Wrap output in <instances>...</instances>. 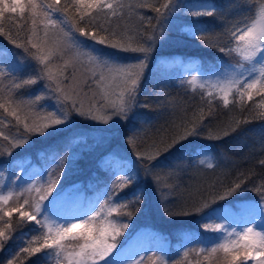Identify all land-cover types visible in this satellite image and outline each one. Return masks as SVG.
Here are the masks:
<instances>
[{"label":"snow or ice","instance_id":"1","mask_svg":"<svg viewBox=\"0 0 264 264\" xmlns=\"http://www.w3.org/2000/svg\"><path fill=\"white\" fill-rule=\"evenodd\" d=\"M219 12L215 0H0V39L6 41L0 46V123L7 121L10 129L0 131V251L17 233L25 241L3 264H28L33 258L44 264H145L146 258L169 264V252L159 243L166 236L131 231L150 194L164 196L167 203V193L179 187L161 188L154 169L162 167L165 153L181 151L191 152V159L170 168L183 173L205 165L214 169L212 156L201 145L190 148V138L200 136L221 107L246 111L254 94L264 99V0L255 18L224 24L223 42L209 43L213 33L202 21ZM174 31L203 47L214 46L232 62L203 70L188 62L176 79L185 95L190 88L193 98L199 96L200 106L177 126L182 131L149 151L136 143V132L122 137L133 151L130 156L111 149L101 154L96 168L103 174L93 173L87 182L94 198L82 191L83 182L66 188L62 180L75 163L73 147L90 148L81 127L112 134L136 117L143 106L138 99L143 81ZM125 54L134 56L126 60ZM165 63L185 66L183 60ZM37 84L42 90L33 94ZM160 95L167 94L161 89ZM49 101L54 102L51 110L45 107ZM255 118L264 120V112ZM250 122L236 121L224 136ZM49 138H61L62 147L39 150L36 155L47 164L29 171L27 149L36 139ZM207 138L223 137L210 133ZM259 164L264 167V160ZM260 179L253 183L240 173L222 191L212 185L200 201L185 202L178 212L163 210L169 217L198 215L205 221L203 230L215 234L195 241L199 247L177 250L184 258L197 257L189 264H201L200 257L216 264H264V176ZM245 192L256 199L243 203L238 213L221 204Z\"/></svg>","mask_w":264,"mask_h":264},{"label":"trees","instance_id":"2","mask_svg":"<svg viewBox=\"0 0 264 264\" xmlns=\"http://www.w3.org/2000/svg\"><path fill=\"white\" fill-rule=\"evenodd\" d=\"M148 2L152 3L154 0H148ZM215 3L220 8L218 15L213 18H204L202 21L203 26L209 28L213 33V36L209 38V43H222L223 37H220L219 34L223 31L224 24L231 25L239 21H247L249 17L255 18L260 6V0H215ZM151 14L148 13V15ZM3 45H6V41L0 39V46ZM133 56L134 54H125V59L130 60ZM156 56L157 59L151 66L152 71L147 74L138 95L140 105L143 106L137 107L136 117L133 120L112 134L99 133L81 127L80 130L84 131L88 137L90 148L83 145L73 147L76 160L62 180L66 188L73 183L83 182L85 187L82 191L86 193V196L90 195L91 198H94L95 193L88 191L87 182L93 173L103 174L96 168L97 160L101 154L109 149H118L123 153L122 156H130L133 151L122 137L136 132V143L141 145L144 151H149L151 145L160 141H170L178 131H182L177 126L183 122L185 115L191 118L192 112L199 108L200 100L199 96L193 98L190 88L187 90L188 95H185V89L178 86L179 80L176 78L182 76L186 68L180 64L165 63L166 60L184 61L186 57H193L197 61L195 66H199L202 70L210 65L219 67L222 62H232L231 58L224 56L214 46L203 47L199 41L175 31L171 34V39L158 49ZM187 70L192 71L191 69ZM153 73H157L155 78ZM195 73L192 71V74ZM42 87V84L32 86L33 94H39ZM161 89L167 94L166 96L160 95ZM53 104L54 102L49 101L45 107L51 110ZM262 105H264V99L254 94L253 100L247 101L245 104L246 111H242L239 106L231 111L221 107L215 116L207 121L200 136L190 138V148L201 145L212 156L214 169H207L205 165L199 170L189 168L186 173H183L169 167L180 162L187 164L191 159V152L165 153L161 157L159 163L162 167L154 169L159 173L160 187L166 190L171 189L174 185H179V187L175 192L167 193V203L164 202V196L150 194L143 210L134 217L131 231L134 234L139 229L149 228L153 229L154 234L171 236V240L174 242H171L167 248L169 264H175L176 261H181V264H189V260L194 262L197 257L193 255L184 258L183 251L178 253L177 250L181 249L182 245L199 247L195 241L214 237L215 234L203 230L202 224L205 221L201 220L200 216L169 217L163 211L165 208L178 212L180 206L185 202L200 201L202 195L205 194L204 190L209 189L212 185H216L217 190L222 191L224 187L232 184L240 173L246 177L251 176L253 183L262 182L260 178L264 176V167L260 166L259 161L264 160V120L255 118L258 113L264 112ZM186 109L187 112H185ZM205 112H207L206 108ZM3 115V111L0 110V116ZM245 118L251 122L241 124L236 132L224 136L225 131L231 132V128L237 127L236 121ZM7 120H12V118L7 117ZM83 123L80 122L81 125ZM0 131H4L6 134L10 132L7 121L0 123ZM210 133L223 138L208 139ZM105 135L108 136V139L101 142L100 137ZM2 143L3 141L0 140V144ZM50 145L62 147L61 138L36 139V142L27 149L28 159L31 164L32 162L36 164L34 167L31 165L29 171L34 169L39 172L41 167L47 164V161L38 157L36 153L41 149L49 148ZM132 159L135 157L133 156ZM196 159H201V156ZM141 175L143 174L141 173ZM130 193V189L124 190V194L130 195ZM254 199H256L254 193L245 192L237 194L230 202H221V204L233 206L236 210L241 201ZM24 232H28V229H25ZM34 234L29 233V235ZM24 244L22 233H17L5 249L0 251V264L11 258ZM199 259L201 264H216L215 260L211 258L209 261H204L203 257ZM28 264H44V262L33 258ZM145 264H151V261L146 258Z\"/></svg>","mask_w":264,"mask_h":264},{"label":"rangeland","instance_id":"3","mask_svg":"<svg viewBox=\"0 0 264 264\" xmlns=\"http://www.w3.org/2000/svg\"><path fill=\"white\" fill-rule=\"evenodd\" d=\"M259 11V10H258ZM184 62H185V66H183L184 68H186V65H187V63L188 62H191L194 66L197 64V61H196V59L195 58H193V57H186V59H184ZM196 72V71H195ZM198 73L196 72L195 74H193V75H197ZM111 150H113V151H116V152H118L121 156H122V152L120 151V150H118V149H111ZM201 158H204L203 157V155H201ZM33 167H34V165H36L35 163H33L32 162V164H31ZM39 167V166H38ZM40 168V167H39ZM89 199H91V196L89 195V196H87ZM85 204L87 203V200H84L83 201ZM246 202H251L250 200H245V201H241L240 203H238L239 204V206L237 205V209L235 210L234 209V207L233 206H224V207H226V208H230L231 209V211L233 212V213H238L239 211H240V208H241V205L243 204V203H246ZM259 220H260V217H257V221L259 222ZM145 230H147L150 234H154V231H153V229H144V230H140L139 229V231H136L135 233H138V232H142V231H145ZM134 233V234H135ZM199 234V233H198ZM182 236H183V234H182ZM171 242H174V241H172L171 240V236H168L167 237V240H164V241H160L159 243L160 244H162L166 249L168 248V246H169V244L171 243Z\"/></svg>","mask_w":264,"mask_h":264}]
</instances>
